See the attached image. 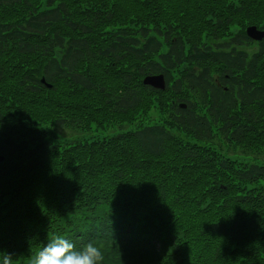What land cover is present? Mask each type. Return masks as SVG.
I'll return each mask as SVG.
<instances>
[{"label": "trees", "instance_id": "trees-1", "mask_svg": "<svg viewBox=\"0 0 264 264\" xmlns=\"http://www.w3.org/2000/svg\"><path fill=\"white\" fill-rule=\"evenodd\" d=\"M250 24L264 0H0V260L62 236L102 264H264Z\"/></svg>", "mask_w": 264, "mask_h": 264}, {"label": "clouds", "instance_id": "clouds-1", "mask_svg": "<svg viewBox=\"0 0 264 264\" xmlns=\"http://www.w3.org/2000/svg\"><path fill=\"white\" fill-rule=\"evenodd\" d=\"M6 254L0 264H10ZM102 245L89 241L75 248L66 238L56 236L46 242L31 258L30 264H102Z\"/></svg>", "mask_w": 264, "mask_h": 264}, {"label": "water", "instance_id": "water-1", "mask_svg": "<svg viewBox=\"0 0 264 264\" xmlns=\"http://www.w3.org/2000/svg\"><path fill=\"white\" fill-rule=\"evenodd\" d=\"M248 33L250 36L256 39H261L264 36V31H259L255 26H251L248 29ZM144 83L146 85H150L152 87L158 88V89H164L165 88V79L162 74L158 75H148L144 79Z\"/></svg>", "mask_w": 264, "mask_h": 264}, {"label": "rangeland", "instance_id": "rangeland-1", "mask_svg": "<svg viewBox=\"0 0 264 264\" xmlns=\"http://www.w3.org/2000/svg\"><path fill=\"white\" fill-rule=\"evenodd\" d=\"M67 132H66V134H65V136H66V138H75V137H91L92 135V133H94V132H79V131H77V132H74V131H71L70 129H68V130H66ZM64 136V137H65ZM245 159H247V161H249V162H257V163H261V164H264V155H258V156H256V157H254V156H247V157H245Z\"/></svg>", "mask_w": 264, "mask_h": 264}]
</instances>
